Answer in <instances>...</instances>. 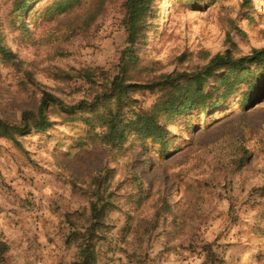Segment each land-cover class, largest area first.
I'll list each match as a JSON object with an SVG mask.
<instances>
[{
	"label": "trees",
	"instance_id": "trees-1",
	"mask_svg": "<svg viewBox=\"0 0 264 264\" xmlns=\"http://www.w3.org/2000/svg\"><path fill=\"white\" fill-rule=\"evenodd\" d=\"M154 1L0 0V80L3 70L12 71L21 94L39 100L36 112L27 111L20 120L0 117V143L26 155L22 141L46 135L58 139V149L68 150L67 155L76 153L79 163L106 155L114 166L99 170L85 186L72 179L74 195L86 206L67 214L63 222L69 230L65 245L75 253L69 264H153L152 250L159 239L182 241L192 211L202 199L201 184L187 185L184 203L176 208L164 191L154 193L147 187L133 170L132 155L154 153L165 160L176 145L174 127L188 133L201 123H196L198 117L233 101L246 110L264 95V49L245 55L232 34L239 33L243 41L247 35L230 19L224 20L228 28L224 53L188 52L168 64L143 58L151 34L156 33L154 42L159 38V9L149 10ZM216 2L177 0L185 7L204 9ZM244 5L246 18L252 21L254 4L245 0ZM112 18H119L125 35L112 63L69 69L56 65L72 55L56 48L88 39ZM63 19L68 22L48 32ZM9 37L17 38L25 50L56 48L29 62L11 49ZM42 76L51 86L40 82ZM57 127L67 133L64 138L49 135ZM250 159L247 150L236 148L231 164L242 171ZM254 195L264 201V186L254 190L245 204L251 209L262 207L257 216L264 220V202L258 203ZM23 205L33 207L28 200ZM260 234L259 240L264 239V232ZM4 238L0 230V241ZM217 245H206L209 257L202 264H229L218 254ZM7 252L3 243L0 256Z\"/></svg>",
	"mask_w": 264,
	"mask_h": 264
},
{
	"label": "rangeland",
	"instance_id": "rangeland-1",
	"mask_svg": "<svg viewBox=\"0 0 264 264\" xmlns=\"http://www.w3.org/2000/svg\"><path fill=\"white\" fill-rule=\"evenodd\" d=\"M250 2L255 8L252 21L246 18L245 0H217L207 9L185 7L177 0H155L149 10L155 13L159 9V38L154 42L156 33L151 34V43L142 57L168 64L188 52L208 51L213 56L224 53L228 32L225 19L233 20L239 31L247 35L244 43L239 33L232 34L245 55L264 49V0ZM259 2L262 10L257 6ZM118 20L112 18L88 39L68 47L25 50L18 46L17 38L11 37L8 45L29 62L56 48L72 54L68 59L57 60L56 65L61 68L108 66L125 41ZM67 22L68 19L61 20L48 32ZM40 82L51 86L43 76ZM38 101L21 94L12 71H2L1 118L20 120L23 113L36 112ZM239 104L233 101L207 117H198L196 123H201L188 133L174 127L176 145L165 160L154 153L132 155L136 159L133 170L147 187L154 193L164 191L176 208L184 203L187 185L201 184L203 189L185 237L180 242L159 239L152 250L153 264H202L209 257L206 245L215 242L218 254L229 264H264V239L259 240L264 220L257 225L262 207L245 206L250 194L264 186V95L246 110ZM54 130L49 135L55 139L67 135L62 127ZM57 140L46 135L41 140L24 139L26 155L11 144L0 143V230L5 235L0 251L3 243L8 247L7 254L0 256V264H69L74 258V251L65 245L69 230L63 222L67 214L84 208L86 203L74 195L72 179L85 186L99 170L114 166L106 155L79 163L76 153L67 155L68 150L58 149ZM236 148L251 154L242 171H236L231 164ZM253 197L258 203L264 202L259 196ZM24 200L33 207L23 208Z\"/></svg>",
	"mask_w": 264,
	"mask_h": 264
},
{
	"label": "bare ground",
	"instance_id": "bare-ground-1",
	"mask_svg": "<svg viewBox=\"0 0 264 264\" xmlns=\"http://www.w3.org/2000/svg\"><path fill=\"white\" fill-rule=\"evenodd\" d=\"M257 6L259 7V8H261V10H262V4L259 2V3H257Z\"/></svg>",
	"mask_w": 264,
	"mask_h": 264
}]
</instances>
